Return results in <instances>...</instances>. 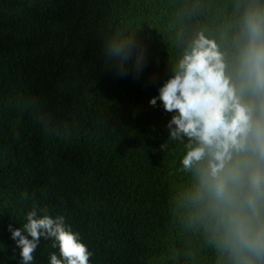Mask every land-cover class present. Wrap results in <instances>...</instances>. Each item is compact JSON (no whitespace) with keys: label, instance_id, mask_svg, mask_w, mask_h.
<instances>
[{"label":"trees","instance_id":"trees-1","mask_svg":"<svg viewBox=\"0 0 264 264\" xmlns=\"http://www.w3.org/2000/svg\"><path fill=\"white\" fill-rule=\"evenodd\" d=\"M254 2L0 0V264H19L8 227L33 208L65 215L90 264H232L150 100L199 33L231 56ZM55 251L41 238L35 264Z\"/></svg>","mask_w":264,"mask_h":264},{"label":"clouds","instance_id":"clouds-1","mask_svg":"<svg viewBox=\"0 0 264 264\" xmlns=\"http://www.w3.org/2000/svg\"><path fill=\"white\" fill-rule=\"evenodd\" d=\"M105 54L132 59L125 43L108 42ZM158 103L171 114L170 138L187 140L181 163L196 174L220 248L232 264H264V0L245 10L231 56L199 33L150 100ZM25 219L22 228L8 227L19 264H35L41 238L58 250L49 264H90L93 253L65 215L33 208Z\"/></svg>","mask_w":264,"mask_h":264}]
</instances>
